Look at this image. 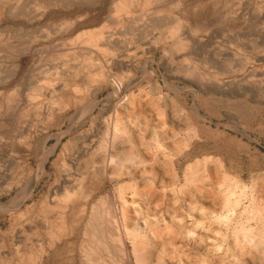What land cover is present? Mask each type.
<instances>
[{"label": "rangeland", "instance_id": "374dc122", "mask_svg": "<svg viewBox=\"0 0 264 264\" xmlns=\"http://www.w3.org/2000/svg\"><path fill=\"white\" fill-rule=\"evenodd\" d=\"M0 264H264V0H0Z\"/></svg>", "mask_w": 264, "mask_h": 264}, {"label": "bare ground", "instance_id": "6f19581e", "mask_svg": "<svg viewBox=\"0 0 264 264\" xmlns=\"http://www.w3.org/2000/svg\"><path fill=\"white\" fill-rule=\"evenodd\" d=\"M171 33V32H170Z\"/></svg>", "mask_w": 264, "mask_h": 264}]
</instances>
